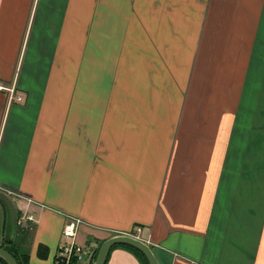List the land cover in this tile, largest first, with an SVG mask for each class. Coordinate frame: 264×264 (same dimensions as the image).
I'll return each instance as SVG.
<instances>
[{
  "label": "crops",
  "instance_id": "crops-1",
  "mask_svg": "<svg viewBox=\"0 0 264 264\" xmlns=\"http://www.w3.org/2000/svg\"><path fill=\"white\" fill-rule=\"evenodd\" d=\"M54 1L69 6L65 25L43 0H0V190L19 196L18 215L33 216L14 231V248L27 264H52L74 218L75 240L91 252L100 240L135 232L158 264H264V0H173L177 20L233 25L225 31L233 36V81L211 77L210 87H192L189 97L201 102H188L191 117L176 129L94 121L93 91L108 100L119 90L115 65L78 57L72 11L87 3ZM36 15L47 25L33 26ZM227 81L232 106L227 87H215ZM5 217L0 203L2 246ZM104 264L143 262L116 245Z\"/></svg>",
  "mask_w": 264,
  "mask_h": 264
},
{
  "label": "rangeland",
  "instance_id": "rangeland-1",
  "mask_svg": "<svg viewBox=\"0 0 264 264\" xmlns=\"http://www.w3.org/2000/svg\"><path fill=\"white\" fill-rule=\"evenodd\" d=\"M43 1L49 4V10L55 9L63 16L65 11L68 13L69 6L65 7L63 3ZM83 2L87 3V8H82L79 3L77 11H72V14L76 13L77 19L71 25L79 26L78 57L93 59V62L107 58L112 65L111 69L115 65L116 84L113 87L117 85L119 89L113 91L108 100L93 91L91 105L100 112L98 117L95 116L96 123H174L176 129L178 123L190 116L187 113L192 112L190 107L185 109L188 102L192 100L191 103L195 105L201 102L198 95L189 97L192 87L195 92L197 85L210 87L211 77L233 81V45L230 43L233 42V36L225 32L233 31L232 24L222 23L220 27L219 23H212V19L204 22L197 18L177 20L171 13L173 0H82ZM56 6L60 7V11ZM91 12L93 18L89 20L87 16ZM37 16L33 26L47 25V19ZM74 16L75 14L72 19ZM61 20L65 25L69 19L64 16ZM90 24L92 29L89 35H85ZM90 60L89 69L94 64L90 65ZM123 61L125 66L122 69L118 66ZM83 72L85 74V69ZM214 73L216 76H213ZM221 84L222 87H227L228 92L223 97L232 106L233 84L228 81L220 82L215 87H221ZM252 84V81L246 84L245 92L247 88L255 86ZM135 86L138 87L135 90L137 93L133 90ZM146 87L152 88L155 96H152L151 90L146 91V96ZM79 98L80 96L78 102ZM247 99H241L242 107L250 105ZM210 103H213V98H210ZM216 103L220 104L218 101ZM212 127L215 128L216 125ZM200 133L202 131L196 132L195 136ZM11 197L16 199L19 196ZM17 226L24 227L27 224L25 222Z\"/></svg>",
  "mask_w": 264,
  "mask_h": 264
},
{
  "label": "water",
  "instance_id": "water-1",
  "mask_svg": "<svg viewBox=\"0 0 264 264\" xmlns=\"http://www.w3.org/2000/svg\"><path fill=\"white\" fill-rule=\"evenodd\" d=\"M0 203L4 206L6 214L3 239L5 243H10L12 242L15 229L16 207L12 198L2 191H0ZM116 244L129 245L141 251L145 255L149 264H158L149 244L138 237L124 233L112 235L102 240L93 264H104L110 249ZM0 258L7 264H18L11 252H9L2 245H0Z\"/></svg>",
  "mask_w": 264,
  "mask_h": 264
},
{
  "label": "built area",
  "instance_id": "built-area-1",
  "mask_svg": "<svg viewBox=\"0 0 264 264\" xmlns=\"http://www.w3.org/2000/svg\"><path fill=\"white\" fill-rule=\"evenodd\" d=\"M1 88H3L2 85H0V89ZM32 219L33 216L31 214L21 215L17 219V224L19 225L25 223L26 220L30 221ZM78 223L79 221L77 219L70 218V220L64 224L62 235L65 240L61 241L58 244L55 261L63 262L64 264H70L76 261L77 263L83 264L87 256H89L91 252L89 247L82 246L75 241ZM137 231H139V228L137 229Z\"/></svg>",
  "mask_w": 264,
  "mask_h": 264
},
{
  "label": "trees",
  "instance_id": "trees-1",
  "mask_svg": "<svg viewBox=\"0 0 264 264\" xmlns=\"http://www.w3.org/2000/svg\"><path fill=\"white\" fill-rule=\"evenodd\" d=\"M16 218H18V211H16ZM17 230H20V229L16 225L14 231H17ZM101 242H102V240L98 241L96 246L93 247L91 255H90V260L88 262H86L85 264H93L94 263V260H95V257H96V254H97V251H98V248H99V245L101 244ZM14 244H15V242H14V240H12V242H10V243L3 244V247L6 248L9 252H11V254L17 260L18 264H27L28 263L27 253L19 252L17 248H14ZM116 245L125 246V247L131 249L132 251H134L139 256V258L141 259L143 264H149L147 259H146V257H145V255L141 251H139V250H137V249H135V248H133V247H131L129 245H126V244H116ZM116 245H114V246H116ZM45 252H46L45 248L43 246H39L38 254H40V255L43 254L44 255ZM0 263L1 264H7L1 258H0ZM52 264H64V263L63 262H59V261L57 262V261L54 260V262ZM70 264H78V263L76 261H74V262H72Z\"/></svg>",
  "mask_w": 264,
  "mask_h": 264
}]
</instances>
